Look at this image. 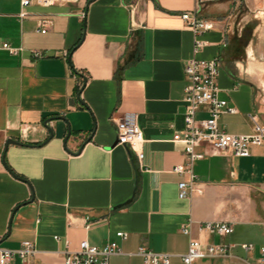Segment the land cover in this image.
Returning <instances> with one entry per match:
<instances>
[{
	"label": "crops",
	"instance_id": "0c3cea01",
	"mask_svg": "<svg viewBox=\"0 0 264 264\" xmlns=\"http://www.w3.org/2000/svg\"><path fill=\"white\" fill-rule=\"evenodd\" d=\"M195 12L215 25L199 36L206 47L196 56L183 19ZM45 20L52 23L44 34ZM260 44L259 0H55L27 8L0 0V249L29 242L38 251L9 264H64L83 241L117 243L110 264H146L141 247L185 264L191 240L229 248L226 258L193 264H262L264 144L245 158L201 148L209 155L194 172L203 193L190 199L179 197L185 177L174 172L186 162L174 142L185 127V64L219 59L220 97L237 109L220 128L250 135L264 129ZM128 113L146 140L142 162L118 143L115 122ZM207 223L234 232L216 235Z\"/></svg>",
	"mask_w": 264,
	"mask_h": 264
},
{
	"label": "built area",
	"instance_id": "2783aa9c",
	"mask_svg": "<svg viewBox=\"0 0 264 264\" xmlns=\"http://www.w3.org/2000/svg\"><path fill=\"white\" fill-rule=\"evenodd\" d=\"M55 0H21L23 8H27L37 3H53ZM264 4V0H259ZM22 17L26 16L23 12ZM183 19L187 27L194 34V54L198 55L206 47V42L199 39L204 32L212 31L215 25L212 21L204 20L198 16V12L186 13ZM50 20L42 22V33H46ZM12 54H17L20 49H13L8 44L4 45ZM36 57H41V53L35 52ZM218 58L212 60H199L194 57L188 61L184 67V73L187 81L185 87V127L181 134L174 137L175 143L184 146L185 164L177 166L174 172L185 177L180 182L179 197L181 199H190L196 194H202L199 187V178L194 172L196 162L205 159L209 153L200 151L201 148L209 147L213 154L231 153L235 157H250L252 149L264 144V129L257 125L255 132L250 135H232L224 132L220 128V119L224 114H236L237 109L231 107L228 101L220 97L221 89L218 84L219 79ZM204 110L209 117L204 120H198L197 114ZM116 130L118 143L130 146L142 162L143 145L146 142L143 131L139 125L138 116L133 113L124 115L116 121ZM205 229L210 233L228 236L234 230L231 225L226 223H207ZM184 234H190V226L182 228ZM122 240H126L128 235L123 232L117 234ZM248 249V245L243 246ZM121 250L117 243L111 242L98 247L91 245L88 241H83L76 251L68 250L64 254V264H110L114 255L120 254ZM38 251L35 244L25 242L18 250L0 249V264H9L16 256L23 263H27L32 257H36ZM138 254L143 257L146 264H170V255L157 254L149 251L145 247L139 249ZM264 264V248L261 249ZM229 256L227 246H205L198 240H191L188 253L183 256L185 264H193L198 260L211 258H226Z\"/></svg>",
	"mask_w": 264,
	"mask_h": 264
},
{
	"label": "rangeland",
	"instance_id": "374dc122",
	"mask_svg": "<svg viewBox=\"0 0 264 264\" xmlns=\"http://www.w3.org/2000/svg\"><path fill=\"white\" fill-rule=\"evenodd\" d=\"M248 37V30L244 31V36L242 39H240L241 44H245L247 42ZM261 45V44H260ZM262 49L257 51V58H263V61L261 65L255 66V78L257 79L258 83L264 86V44L261 45ZM264 89V88H263Z\"/></svg>",
	"mask_w": 264,
	"mask_h": 264
},
{
	"label": "water",
	"instance_id": "95a60500",
	"mask_svg": "<svg viewBox=\"0 0 264 264\" xmlns=\"http://www.w3.org/2000/svg\"><path fill=\"white\" fill-rule=\"evenodd\" d=\"M92 2V1H91ZM10 144H18L16 141H13V140H9L8 141V145H10Z\"/></svg>",
	"mask_w": 264,
	"mask_h": 264
}]
</instances>
